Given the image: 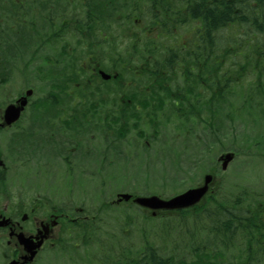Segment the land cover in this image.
Returning <instances> with one entry per match:
<instances>
[{"label": "trees", "instance_id": "trees-1", "mask_svg": "<svg viewBox=\"0 0 264 264\" xmlns=\"http://www.w3.org/2000/svg\"><path fill=\"white\" fill-rule=\"evenodd\" d=\"M192 4V15L195 13L194 16L202 19L203 29L193 39L191 46L166 47L145 36V44L133 48L130 54L142 60L139 66L142 71L139 67L129 66L133 64L129 57H125L126 60H112L111 65L104 64V60H96V63L112 74L119 73L112 84L103 82L94 86L93 83L98 80L96 75L89 72L91 64L80 65L79 60H73L70 66L53 68L58 76L40 84V80H44L40 73L45 68L31 66L38 54L24 60V73H30L31 77L36 78L34 81L30 77L28 83L43 92L39 97L42 101L36 103L35 112L40 116L42 109H46L49 112L55 111L59 116L62 113L60 105L71 106L75 120L99 119V122H103L105 116L98 114L105 105L101 102L105 91L121 89L120 79L124 72H138L153 75V78H145L144 82L150 79L151 83H157V86H152L159 96L155 113L157 124L158 121H169L170 113L180 122L178 124L176 121V131L185 135L192 134L188 122L193 117L205 121V127L213 129L210 132L215 135L222 134L225 122L235 124L238 119L245 127L252 124L256 131H260L262 125L264 129V0H192ZM122 10L120 0H111V22L118 17L128 19V16L120 15ZM31 25L35 24L32 22ZM111 36L114 37L112 30ZM133 36L140 38L137 32ZM117 47L111 41L112 53L117 51ZM19 50L15 48L16 55ZM7 56L6 50L1 48L0 79L10 76V60H5ZM54 66L59 68L58 65ZM93 89L97 93H91ZM228 97L236 105L242 101L241 108L238 110L234 105L229 110L223 109L224 105L227 107ZM45 102H51V105L45 107ZM203 108H206L205 117ZM160 114L164 116L162 120ZM115 120L114 115H111L110 127L117 130L121 125ZM124 135L122 133L116 137ZM233 149L238 151L237 147ZM225 185L222 180L218 191L210 194L205 202L179 212L178 215L186 217V220L192 217L194 221H190L197 224L198 230L204 233L202 237L191 233V244L185 247L187 255L179 256L174 247L167 249V240H170L167 238L171 235L168 234V227L173 220L178 221L172 218L164 222L168 226L164 233L160 231L162 238L151 239L143 234L138 248L120 244V253H110L115 259L112 264H264V196L260 198L247 187L232 183L227 185L228 191H225ZM104 208L114 211L112 206L106 205ZM101 211L104 212V209ZM142 218L145 223L147 216L143 214ZM147 224L153 226L154 222ZM90 225L89 228L88 223L85 226L79 225L83 227L79 238L84 239L88 245L97 241V236L102 232V229H95L94 221H90ZM70 243L72 246V241Z\"/></svg>", "mask_w": 264, "mask_h": 264}, {"label": "flooded vegetation", "instance_id": "flooded-vegetation-1", "mask_svg": "<svg viewBox=\"0 0 264 264\" xmlns=\"http://www.w3.org/2000/svg\"><path fill=\"white\" fill-rule=\"evenodd\" d=\"M122 1L125 6L135 8L128 9L131 10L129 15L135 16L136 22L142 20L138 18V15L145 16L143 23L139 22L140 39L133 37L134 29H129L128 34L124 36L118 35L114 36L115 38L111 36L109 17L111 0H0V50L1 48L6 50L8 56L5 60H26L31 50L30 46L34 44L38 47L42 60H59L62 68L65 65H72L73 60H88L91 64L89 72L97 76L98 81L93 83L96 86L97 83L103 82L112 84V81L119 76V73L111 74L108 71L112 77L102 79L100 72L105 68L96 63V60H104V64L108 65L112 64V60H126L124 51L114 52L115 56L112 55L111 41H114L122 50L141 47L145 44V35L150 31L157 33L154 37L156 42L160 39L166 47L189 48L193 39L197 38L198 33L203 29L202 19L194 16L195 13L192 15V0ZM149 15L152 17L150 18ZM33 16L38 18V24L35 23L32 26L31 17ZM117 28L121 30L120 26ZM159 33L167 34L160 37ZM192 35H194L193 38ZM16 47L20 48L17 55ZM138 61L142 60L138 58ZM141 67L145 68V66ZM139 70L142 71L140 67ZM145 78H153V75L124 72L120 79L121 89L105 91L102 96L104 100L101 101L105 105L102 112L98 114V116L102 114L105 116L106 120L104 119L103 122H99V119L75 120V112L71 106L60 105L62 113L57 117L66 119L58 121L57 127L52 128L53 131L49 132L48 137L50 140L56 139L58 143L54 144L55 147H43L42 142H36L33 150L44 153L48 150L57 151L60 146L59 158L61 164L67 169L65 174L75 176L77 170H84L95 175H105L110 173L109 152L112 141L116 142L117 139L127 141V136L132 130L135 131V139L140 140L141 135H148L153 129L151 135L154 143L152 144L148 139L145 143L150 148L156 145L158 139L155 137L157 135L155 113L158 110L159 96L152 86H157V83H151L150 79L144 82ZM180 80L179 78L178 81ZM143 86L146 87L143 88ZM91 93L97 92L93 89ZM130 93L133 95H128ZM40 101H42L40 98L29 99L20 118H30V122L26 121L23 135L17 139L14 135L15 140H11L6 149L0 148V264H9L14 260L24 261L27 256L29 262L25 264H39L42 263V255L47 251L60 250L64 254L68 251L66 247L69 242L79 238L80 229L83 228L79 225L85 226L88 223L89 228L90 221H94L95 229H102L101 234L97 236V241L111 238V234L105 230L109 223L105 221L104 216L83 215L82 213H86L83 204L74 205V201L71 200H48L42 191L33 188L29 191V203L24 204L22 200L15 198L13 176L10 175L14 164L11 158L12 149L14 151L16 141L27 143L28 138L42 133L41 121L33 122L32 118L38 115L35 108L36 103ZM113 112H116L114 119L119 120L121 125L117 130L110 127L109 120ZM20 119L11 124L5 123L4 108H0V136L15 132V128L17 129L23 123ZM32 123L37 124L35 126L37 130L32 131L30 127ZM122 133L125 134L123 137L114 136ZM28 134H30L29 137ZM97 134L101 136V139H105L93 147L88 142L95 140ZM1 141H4L3 136ZM94 150L97 151V155L94 154ZM62 152H66V155ZM79 155H84V159L81 160ZM28 159L34 162L39 160L42 163V160L38 158L29 157ZM44 162L46 167L50 168L48 167L51 166L50 161L44 160ZM111 202L109 200L96 204H102L104 212H108L104 206ZM123 203L129 202H113L117 205ZM39 243L41 244L38 246ZM95 245L98 246L97 243H92L91 248L88 247L85 253L77 258V262L112 264V261H115L108 248L103 246L92 248ZM32 250L36 251V255L33 260H30ZM63 254L51 258L60 257Z\"/></svg>", "mask_w": 264, "mask_h": 264}, {"label": "rangeland", "instance_id": "rangeland-1", "mask_svg": "<svg viewBox=\"0 0 264 264\" xmlns=\"http://www.w3.org/2000/svg\"><path fill=\"white\" fill-rule=\"evenodd\" d=\"M33 17L38 20L36 16ZM33 45L30 46L31 52H34ZM25 62L24 60H10V63H8L12 69L11 79L10 84L4 80L0 85V107L4 108L8 102L28 88V80L31 74L24 73L26 69ZM34 65L38 68L45 66V69L47 66L40 57L31 66ZM40 74L44 76V80H40V84L45 83L46 79L58 76L53 69ZM31 78L34 81L36 80L34 77ZM244 84H246V81ZM38 90H40L39 98L43 92L41 89ZM226 100H228L227 107L224 105L223 109L229 110L236 105L231 97L226 98ZM50 103L45 102V107L51 105ZM236 106L239 110L242 101H239ZM57 115L55 111L49 112L46 109H42L40 116L34 115L32 117L33 122L41 121L42 133L36 137L28 138L27 143L20 140L16 141L14 151L12 149L11 158L14 160V164L10 175L13 176V193L15 198L22 200L24 204L29 203V191L30 188H33L42 191L48 200H71L74 201V205L83 204L89 210H93L95 215H99L101 214L102 204L96 203L112 200L119 192L132 191L139 195L154 193L162 197H170L202 183L203 176L207 172L216 173L219 181H225V191H228L227 185L232 183L240 185L242 188L247 187L260 198L264 196V129L262 125L260 131H256L252 124L245 127L240 123V119L235 124L228 121L225 122L222 128V134L224 135L221 133L215 135L214 132H210L213 129L205 127V121L197 122L195 120L190 125L192 134L180 135L176 131L175 123H169L162 128V135L158 138V141L162 143L157 142L156 147H149V149L143 145V140L135 139V131L132 130L127 136V141H118V139L116 142L112 141L109 152L111 161L109 174L95 175L92 172L77 170L75 176H70L65 174L67 169L60 162V146L57 151L48 150L44 153L33 150L36 142H42L43 147H55L54 144L58 143L56 139H48L49 132L53 131L52 128H56L54 125L56 124ZM26 121L30 122V118H24L23 123L17 129L15 128V132L1 135L4 138L3 142L0 136V148L6 149L11 140L23 135ZM36 125L32 123L30 126L32 131L37 130ZM91 132L95 133V131ZM217 136H220L221 139ZM95 138V140L88 142L93 147L100 143L102 139H105H101L99 134L95 135ZM233 147L238 148V151L233 150L236 152V158L229 165L228 170L223 172L219 157L224 152L230 151L227 148L233 149ZM62 153L66 155V152ZM94 154L97 155L96 150H94ZM29 157L41 159L44 164L40 163L39 160L34 162L28 159ZM79 158L83 160L84 155H79ZM44 160L50 161L51 166H48L50 168L46 167ZM122 206L127 216L126 221H121L122 216H120V213L112 215L117 219H112L111 215L104 217L105 221L109 223L105 228L106 232L118 238L111 239L108 237L109 239H104L103 247L105 248L111 249L112 243H114L113 249L117 250L119 249L118 245L126 242L132 244V247L135 248L137 244L141 243L143 234H147L151 239H160L162 238L161 233H164L163 231L168 226L164 222L172 220V218H176L178 221L174 222L173 220L168 227V234L171 235L167 238L170 240H167L166 246L168 250L174 247L179 256L187 255L185 247L191 244V233H196L195 235H198V237L204 235L196 227L197 224L194 225L190 221H194L192 217L186 220V217H180L179 215L165 216L164 220H155L152 226V224L143 222V213L137 208L124 204ZM196 229L197 231H195ZM160 231L162 232L160 233ZM158 243L165 245L161 241H158ZM99 248H102V246ZM67 250L64 254L60 250L57 252L47 251L42 255L41 259L43 260L39 264H80L77 262V258L85 253V248L77 247L76 250H72L70 247ZM59 254L63 255L51 258Z\"/></svg>", "mask_w": 264, "mask_h": 264}, {"label": "water", "instance_id": "water-1", "mask_svg": "<svg viewBox=\"0 0 264 264\" xmlns=\"http://www.w3.org/2000/svg\"><path fill=\"white\" fill-rule=\"evenodd\" d=\"M105 78L108 77L107 74L102 73ZM32 94V90L27 91V95ZM18 102H21V106H18L16 104H11L7 107L5 111V118L6 121L12 122L20 116V112L23 109L24 105L27 102V96L22 97ZM234 154L232 152H229L221 157L223 160V168L226 169L228 167V164L231 160H233ZM213 179V175L206 174L204 178V183L200 186L190 188L186 190L185 192L174 196L170 199H163L159 196L152 195V196H139L136 197L135 201L141 205L159 209V208H184L189 207L191 205L196 204L199 202L202 197L207 193L209 189V184ZM120 200H129L131 198V194L123 193L120 194ZM35 251L32 252V255L30 256V259H33L35 255ZM11 264H21L18 261H14Z\"/></svg>", "mask_w": 264, "mask_h": 264}]
</instances>
